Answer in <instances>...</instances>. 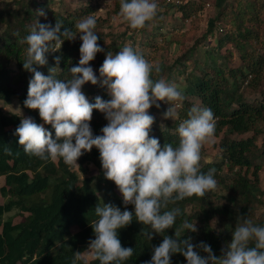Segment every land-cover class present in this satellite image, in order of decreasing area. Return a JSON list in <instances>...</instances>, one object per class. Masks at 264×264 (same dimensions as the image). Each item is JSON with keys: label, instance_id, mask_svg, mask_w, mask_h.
I'll return each instance as SVG.
<instances>
[{"label": "trees", "instance_id": "1", "mask_svg": "<svg viewBox=\"0 0 264 264\" xmlns=\"http://www.w3.org/2000/svg\"><path fill=\"white\" fill-rule=\"evenodd\" d=\"M208 1L195 0L175 6L166 4V0H156L157 16L144 28L133 30L124 21L125 32L115 33L112 27L106 32L109 19L97 16L100 7L90 1L73 8L66 0H0V101L10 104L13 98L17 99L24 117L38 124L43 122L38 110L24 106L32 78V73L23 68L28 48L24 37L37 22L55 26L58 21L63 25L61 32L65 28L76 31L77 21L88 15L96 18L98 44L103 48L89 62L93 69H100L107 53L115 55L125 46L132 47L148 62L150 54L157 53L155 47L160 42L168 51L176 49L178 53L180 50L172 66H167L166 62L153 66L154 80L163 78L180 90L178 73L185 78L193 75L196 84L193 92L180 90L185 99L176 109V119L163 117L160 120L154 116L157 107H151L154 123L150 136L157 138L161 146L165 143L178 146L176 129L187 118L191 107H207L214 113L213 137L222 138L215 145L220 163L204 164L201 150L199 167L205 174L215 169L216 190L207 192L202 198L193 196L169 204L164 210L178 207L181 215L173 228L165 230L163 235L153 234L151 240L142 234L150 228L133 217L130 225L118 230L122 246L134 249L133 256L121 264L150 261L154 247L162 243L165 235L175 239L176 230L180 231L181 238L190 237L194 245L200 242L210 245L213 253L220 256L243 218L264 226V189L261 188V174L264 173V0H222L213 22L202 36L192 42L189 33L173 34V31L184 29L190 20L202 16ZM60 7L63 11L58 9ZM38 11H43L44 15H38ZM169 11H173V15L169 16ZM108 15L122 17L120 0H115ZM166 28L167 33H164ZM81 44L79 35L75 40H64L58 51L46 53L47 65L34 67L46 76L50 74L49 69L55 67L57 78H70L69 69L78 65ZM207 44L212 46L213 54L207 51V60H199L198 50ZM55 57H60L58 65ZM213 57L218 60L213 61ZM156 67L160 68L158 74ZM82 91L90 103H95L97 96L105 101L111 98L107 87L99 82L84 84ZM159 103L161 109L163 101ZM22 119L15 114H3L0 109V176L5 177L6 184L1 192L7 200L0 204V264H73V261L75 264H100L99 260L88 258L91 254L89 242L95 239L91 223L98 219L95 209L112 204L124 211L125 205L115 183L104 175L99 150L93 147L77 160L83 173L88 172L87 165L94 166L97 171L93 176L79 179L73 166L66 165L63 159L41 160L24 152L15 134ZM107 123L103 113L93 111L90 127L94 136L102 135L101 129ZM46 129L55 138L51 125ZM225 167L227 173L223 175L221 171ZM13 210H19L22 215L18 223L9 215ZM126 210L134 213V205H127ZM217 218L223 219V228L218 230L214 221ZM185 220L195 223L197 231L182 229ZM227 222L230 236L225 228ZM196 251L206 256L199 248ZM75 252H80L79 258ZM171 264H187V261L182 254L175 253L171 256Z\"/></svg>", "mask_w": 264, "mask_h": 264}, {"label": "clouds", "instance_id": "2", "mask_svg": "<svg viewBox=\"0 0 264 264\" xmlns=\"http://www.w3.org/2000/svg\"><path fill=\"white\" fill-rule=\"evenodd\" d=\"M156 0H120V14L133 30L142 29L157 16ZM38 15H44L38 11ZM96 18L88 15L75 24V30L62 23L41 24L37 22L23 42L28 45L27 59L23 68L32 73L24 106L38 110L44 124L51 125L53 133L32 118H23L16 128L18 143L26 154L41 160L63 159L68 166H78L77 160L90 152L99 150L105 177L113 181L122 194L125 210L112 204L97 206V220L91 223L95 239L89 242L91 254L100 264H121L129 260L134 249L123 247L118 230L127 227L135 219L148 226L150 231L142 234L151 240L153 234L163 235L173 228L180 208L168 209L186 198L204 197L215 191L218 184L215 169L206 174L200 171L201 150L215 134V117L210 108L193 106L176 129L178 146L165 143L150 136L154 117L149 114L152 106L160 107L161 101L170 105L163 113L164 119L177 118V101L185 99L183 93L163 78L154 80L153 65L130 46L117 54L107 53L99 69L100 80L89 62L103 51L95 31ZM79 35L82 44L77 66L69 69L70 78H57L54 70L49 75L38 71L34 65L48 63L46 53L58 51L64 40H75ZM57 65L60 57H55ZM158 74L160 68L156 67ZM90 82L107 87L111 97H101L90 103L82 86ZM105 115L108 123L102 135H93L90 121L93 111ZM134 205V213L126 210ZM182 229L196 232L195 223L183 221ZM175 239L164 236L162 243L154 247L150 261L145 264H171V256L182 254L187 264H264V226L255 225L243 218L232 232L231 242L216 256L211 246L200 242L194 245L191 238H181L175 231ZM199 248L206 256H201ZM79 258L80 252H75ZM75 264V261H73Z\"/></svg>", "mask_w": 264, "mask_h": 264}, {"label": "rangeland", "instance_id": "3", "mask_svg": "<svg viewBox=\"0 0 264 264\" xmlns=\"http://www.w3.org/2000/svg\"><path fill=\"white\" fill-rule=\"evenodd\" d=\"M68 2H70L69 4L71 5V7L76 8L78 7V5H87L88 1L92 2V4L99 6L100 10L97 16H101L103 19H109V23H107L108 28L106 29V32H108L109 28H113V32L115 33H120V32H125L127 25L124 22L122 17H109V12H111L113 10L114 7V2L115 0H66ZM210 8H208L202 16H199L197 19L194 20H190L188 23H186V27L182 30H176L173 31V34H180L183 35L184 33H189L190 37L193 38L192 42L194 40H196L197 38H199L200 36H202V34L206 31V29L210 26V24L213 22L215 15H216V8L218 6V4L222 3V0H210ZM57 4V3H56ZM59 7V5H57ZM61 11L62 7L58 8ZM169 16L173 15V11H169ZM110 25V26H109ZM164 33H167V28L164 29ZM191 44V43H190ZM208 45V44H207ZM204 45L203 47H201L198 50V59L199 60H203L206 61L208 58V53L207 51H211L212 46H210V44L207 46ZM165 46V47H164ZM188 46V44H187ZM155 50H157V53L154 54H150V60L149 63H151L153 66L154 65H159L160 63H164L166 62L167 66H172V62L174 61V59H176V56L181 54L180 50L178 51V53H175L176 49H171L168 51V49L166 48V45H164L163 43H159L156 47ZM211 54H213V51H211ZM156 57L155 59H153L154 57ZM152 58V59H151ZM218 57H213V61H217ZM98 81L101 79L100 78V73L99 70L93 69ZM176 77L179 79V84L178 87L180 90H188L189 92H193L195 89V77L193 75H190L188 78H185V76H181L178 73L176 74ZM177 108H180L181 106V101H177ZM166 106V107H165ZM170 107L169 104L163 102L162 103V108H157V111L154 113V116L158 119H163V113ZM176 108V109H177ZM0 109L3 111V114L6 115H11V114H15L18 115L22 118H26L25 113L23 111V109L20 107L19 101L15 98H13L11 100L10 104H7L5 102L0 101ZM151 108L149 109V114ZM42 124H44V122H42ZM49 124H44V127L46 128V126ZM222 138H215L212 137L210 141H208L207 143H205L202 147V156L204 158V164L207 163H220V160L217 157V152L218 150L215 148V145L218 144L220 142ZM78 164V163H77ZM73 168L75 169L74 171L77 173V176L79 179H84L90 176H93L97 173V171L95 170L94 166L92 165H87L88 168V172L87 173H83L82 170H80L79 168V164L78 166H73ZM222 174L225 175L227 173V167H225L222 171ZM6 187L5 184V177L0 176V204H4L7 202V200L2 196V188ZM261 188L264 189V173L261 174ZM220 192H223V189L220 190ZM190 212V210L188 211ZM20 211L19 210H13L9 215L12 216V218L14 219L15 223H18L21 220L22 215H19ZM215 221L216 224V229L218 230L219 228H223V219L221 218H217ZM225 228L227 229L229 236H230V224L229 222H227L225 224ZM73 231L75 232L76 229L73 228ZM196 238H193L192 241H195ZM231 239L228 240V242L226 243V245L228 243H230ZM88 258L92 259L94 258V256L92 254L88 255Z\"/></svg>", "mask_w": 264, "mask_h": 264}, {"label": "built area", "instance_id": "4", "mask_svg": "<svg viewBox=\"0 0 264 264\" xmlns=\"http://www.w3.org/2000/svg\"><path fill=\"white\" fill-rule=\"evenodd\" d=\"M192 1H195V0H166V4H172L175 6H180L183 4L190 3ZM196 1H200V0H196ZM209 2L210 1H208V3L206 4V10L211 7Z\"/></svg>", "mask_w": 264, "mask_h": 264}]
</instances>
